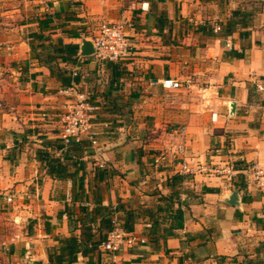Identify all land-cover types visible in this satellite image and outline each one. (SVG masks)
<instances>
[{
  "label": "crops",
  "instance_id": "crops-1",
  "mask_svg": "<svg viewBox=\"0 0 264 264\" xmlns=\"http://www.w3.org/2000/svg\"><path fill=\"white\" fill-rule=\"evenodd\" d=\"M115 21H126L131 58L79 55ZM60 43L78 46L73 60L53 58ZM60 68L97 107L99 147L119 143L83 150L88 204L101 199L122 229L137 215L124 229L134 244L101 243L99 264H264V176L254 174L264 170V0H0V184L30 219L10 247L17 264H48V247L72 233L65 208L78 180L53 178L38 157L51 150L43 138L62 140ZM167 78L185 85L165 88ZM184 164H229L236 176ZM234 190L238 204L226 201Z\"/></svg>",
  "mask_w": 264,
  "mask_h": 264
},
{
  "label": "trees",
  "instance_id": "trees-1",
  "mask_svg": "<svg viewBox=\"0 0 264 264\" xmlns=\"http://www.w3.org/2000/svg\"><path fill=\"white\" fill-rule=\"evenodd\" d=\"M232 21L227 23V33L230 32ZM56 55L53 58H66L73 60L77 55L78 46L75 44L60 43L57 46ZM59 78L63 84L69 85L71 83L70 71L60 68L58 71ZM111 128L119 126L115 119L111 120ZM45 147H51V150H38V157L42 164L46 166L47 173L53 178L59 180H71L74 183L78 180V191L73 193V203L67 204L65 211L69 216V228L72 232L70 235H61L57 237L58 244L48 247V264H74L78 261L79 255H89L90 261L88 264H99L98 247L103 243L108 234L121 226L114 221L115 211L109 206L102 204L101 199H96L95 205L91 207L86 198L85 188V171L87 160H84L83 150L90 147L88 139H82L79 142H73L66 145L62 140L43 138ZM65 146L67 148H65ZM65 148V152L61 156L55 154V150ZM75 162H71L69 159ZM68 159V160H67ZM83 171L80 175L79 171ZM78 202V206L77 203ZM116 207L115 209H118ZM126 223L124 229L127 231L131 229L132 222L137 215L131 210L127 212ZM79 229V233H74Z\"/></svg>",
  "mask_w": 264,
  "mask_h": 264
},
{
  "label": "built area",
  "instance_id": "built-area-1",
  "mask_svg": "<svg viewBox=\"0 0 264 264\" xmlns=\"http://www.w3.org/2000/svg\"><path fill=\"white\" fill-rule=\"evenodd\" d=\"M218 29H220V26H216V30ZM92 40L97 48L95 57L98 59L122 61L131 58L134 54L132 43L126 33V21H115L100 25L97 35ZM73 74L77 75V72ZM162 83L168 89H177L185 85L183 81L174 78L164 79ZM256 86L257 90L264 94V80L258 81ZM60 92L69 97L63 105L61 125L63 142L68 145L82 139H88L90 145L97 150L100 146L99 136L102 128L93 121L97 109L96 105L91 101L90 96L86 92L78 90L74 83L61 88ZM196 169L214 173L218 176L223 175L229 181H232L236 176L234 167L229 164L204 165L195 169L188 164H184L182 167V170L186 173ZM254 174L263 183L264 170L256 169ZM13 197V195L8 196V200H12ZM114 221L117 222V219H114ZM135 240L134 235L128 234L124 229L117 227L108 234L100 248L103 251L114 253L125 244H134ZM142 241L145 240L142 239Z\"/></svg>",
  "mask_w": 264,
  "mask_h": 264
},
{
  "label": "rangeland",
  "instance_id": "rangeland-1",
  "mask_svg": "<svg viewBox=\"0 0 264 264\" xmlns=\"http://www.w3.org/2000/svg\"><path fill=\"white\" fill-rule=\"evenodd\" d=\"M3 77H6V73H3ZM3 89V87L0 88V90ZM2 108L5 109L6 104L4 99L0 98V109ZM62 109L64 110V107ZM1 121H3L2 117H0V123ZM58 127L60 128V126ZM3 180L4 178L0 176V183ZM9 192L10 190L0 184V264H17L18 261L13 258L14 255L11 253L10 247L19 239L24 228L23 224H27L30 220L28 217L24 219L18 217L20 212L5 199V195ZM20 223L22 224L20 225Z\"/></svg>",
  "mask_w": 264,
  "mask_h": 264
},
{
  "label": "water",
  "instance_id": "water-1",
  "mask_svg": "<svg viewBox=\"0 0 264 264\" xmlns=\"http://www.w3.org/2000/svg\"><path fill=\"white\" fill-rule=\"evenodd\" d=\"M96 52H97V48H96L95 43L92 39L85 38L82 40V42L80 44V48H79V55L90 56V55H95ZM234 110H235V104L231 103V110L230 111L233 113ZM118 144L117 143L108 144L107 146L99 147L98 150H101V151L108 150V149H110V148H112ZM238 199H239V190H234L233 192H231L228 200H226V201L231 203V204H238V202H239Z\"/></svg>",
  "mask_w": 264,
  "mask_h": 264
}]
</instances>
